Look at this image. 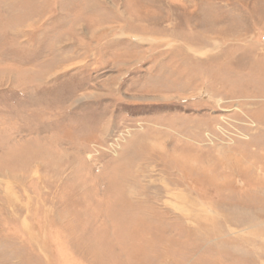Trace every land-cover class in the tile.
Masks as SVG:
<instances>
[{
    "label": "rangeland",
    "instance_id": "1",
    "mask_svg": "<svg viewBox=\"0 0 264 264\" xmlns=\"http://www.w3.org/2000/svg\"><path fill=\"white\" fill-rule=\"evenodd\" d=\"M0 264H264V0H0Z\"/></svg>",
    "mask_w": 264,
    "mask_h": 264
},
{
    "label": "bare ground",
    "instance_id": "2",
    "mask_svg": "<svg viewBox=\"0 0 264 264\" xmlns=\"http://www.w3.org/2000/svg\"><path fill=\"white\" fill-rule=\"evenodd\" d=\"M185 197H186V196H185ZM182 198H184V197H182ZM186 198H187V197H186ZM187 199H188V198H187ZM188 201L190 202L191 200H188ZM188 201H187V202H188ZM193 203H194V202H193ZM193 205H195V204H193ZM173 208H175L177 211L180 209V208H179V209H177V208L175 207V205H174V207H173ZM196 210H198V209H196ZM196 210H194V211H196ZM197 212H198V211H197ZM187 215H188V214H187ZM189 216H190V215H189ZM197 219H198V218H197Z\"/></svg>",
    "mask_w": 264,
    "mask_h": 264
}]
</instances>
